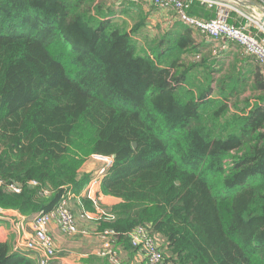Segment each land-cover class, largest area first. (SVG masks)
Returning <instances> with one entry per match:
<instances>
[{
  "label": "trees",
  "instance_id": "16d2710c",
  "mask_svg": "<svg viewBox=\"0 0 264 264\" xmlns=\"http://www.w3.org/2000/svg\"><path fill=\"white\" fill-rule=\"evenodd\" d=\"M129 6L130 24L121 17ZM140 9L126 0H0V177L52 191H0V208L48 212L63 187L77 193L88 182L79 171L92 155H115L100 191L118 201L98 228L114 232L115 246L138 251L128 238L142 226L166 264H264L260 65L245 55L252 71L214 68L180 22L140 42ZM209 11L194 3L187 13L208 20ZM0 264L37 261L0 242Z\"/></svg>",
  "mask_w": 264,
  "mask_h": 264
},
{
  "label": "built area",
  "instance_id": "2783aa9c",
  "mask_svg": "<svg viewBox=\"0 0 264 264\" xmlns=\"http://www.w3.org/2000/svg\"><path fill=\"white\" fill-rule=\"evenodd\" d=\"M154 8L162 11H173L176 17L184 24L197 30L200 34L210 38L213 41L220 39H227L235 42L244 48L245 53L254 57L261 69V75L264 79V26L259 24L255 17L250 20L256 26V32L249 31L246 27H233L227 23L230 13H236L244 16L242 11L226 0H150ZM255 1V0H246ZM198 3L208 10L214 12V17L211 19H197L190 17L187 10L194 4ZM264 5V4H263ZM97 162H100V167L94 171L90 179L83 186V194H94L100 191V181L105 175L106 171L113 165V158L107 156L94 155L92 157ZM27 186L30 189H36L40 197L46 198L52 194V191L42 186L35 180L29 181L24 185L5 181L0 177V191L11 193L14 195L20 194ZM71 187H63L58 203L48 212H39L32 220L33 235L26 240L22 246L16 245L12 251L16 253H24L28 250L35 254L37 264H50L56 256V249L54 242L49 234L48 225L55 222L58 228L66 235H81L83 237L89 236L88 230H82L79 227V220L74 218V214L70 209V200L76 195ZM102 194V193H101ZM82 195V194H81ZM92 203L95 205L97 199L94 196H89ZM102 214V213H101ZM88 219L89 216L81 217ZM93 235L101 241V249L99 256L108 258L115 262L117 253L113 247V239L115 238L112 230H105L103 232H94ZM129 241L134 249H138L146 260L147 264H166L163 252L160 250L158 243L155 241L153 234L146 229V227L139 226L129 234Z\"/></svg>",
  "mask_w": 264,
  "mask_h": 264
},
{
  "label": "crops",
  "instance_id": "0c3cea01",
  "mask_svg": "<svg viewBox=\"0 0 264 264\" xmlns=\"http://www.w3.org/2000/svg\"><path fill=\"white\" fill-rule=\"evenodd\" d=\"M126 1H132L134 0H126ZM147 5V12L146 13L143 9L144 17L145 19V27L143 28V32L146 34L143 36L146 39H153L158 33L163 35L165 34L169 28L172 29L176 24L179 22L182 23L175 15L173 11H162L154 8L151 4L150 0H142ZM256 2V0L254 1ZM141 4V2L139 1ZM139 3H135V5H140ZM261 4L262 1H260ZM118 5H122L121 2L118 3ZM115 7L118 10L119 7ZM125 4L123 5V7ZM130 8H126L125 14L128 12V14L136 12L132 11L134 8L133 6H129ZM244 16H240L236 13H230L229 19L227 20V23L230 26L233 27H240L244 26L246 27L250 32H256V26L253 25V23L250 22V20L246 19L245 16L254 17V14L252 13L251 9H242L238 7ZM121 11V10H120ZM130 11V12H129ZM209 15L214 12L209 11ZM138 14V13H137ZM188 14V13H187ZM190 17L197 18V19H204L200 17H195L194 15L188 14ZM211 15V17H212ZM209 17V18H211ZM206 19V18H205ZM184 24V23H183ZM193 37L195 39L196 45H203V53H208L212 60L214 61V68H217V65L219 63H224V73L227 72L226 66L231 64L234 69H236L237 73L242 71L243 73L247 72L248 69L251 71L257 67L249 58H253L255 61L256 59L252 56H249L245 53V50L240 45L236 44L235 42L227 39H220L218 41H213L208 37L203 36L200 34L197 30L193 29ZM142 31V30H141ZM143 37L141 40H138L140 42H143ZM244 55V56H243ZM246 58L250 61L251 64H249L245 60ZM224 59V60H221ZM261 70V69H260ZM256 71V70H255ZM252 76H250L249 85L252 84ZM255 93V91H254ZM257 94H260L256 92ZM247 95V93H246ZM255 101H250V104L252 105ZM258 105L264 107L263 103H258ZM88 162L92 163V169L95 171L100 167V163L95 161L94 159L90 158L88 161H86L79 173L82 174H90L89 170L85 169ZM91 170V169H90ZM83 189H81L79 192H77L76 195L70 200L69 206L72 212H74L76 215L79 213L80 206L87 212L94 213V208L92 206L91 199L88 198L89 196H94L97 199V205H99L101 208L96 211L95 213L98 216V219L100 221L101 213L103 210H110L114 203L118 201V199H115L110 196H104L100 192L94 193V194H83ZM82 194V195H81ZM88 203L89 209L85 207V204ZM33 216L31 217H25L20 215L15 210H3L0 208V242H6L10 248H14L16 245L22 246L26 240H28L33 235V229H32V220ZM79 220V227L82 230H88V231H94L99 232V223L97 224L94 222L92 217H89L86 219V222L82 220L81 217H77ZM48 231L51 235L54 247L56 249V255L55 258L51 261L50 264H143V256L142 253L139 251L132 252L131 250L126 251L122 245L118 244V246H115L113 244L114 250L117 253V257L115 262L110 261L108 258L99 256V251L101 249V241L99 238L95 237L96 235H89V237H83L81 235H66L64 234L57 226L55 222H51L48 225ZM24 253H30L31 256H35L33 252H30L28 250H24Z\"/></svg>",
  "mask_w": 264,
  "mask_h": 264
},
{
  "label": "rangeland",
  "instance_id": "374dc122",
  "mask_svg": "<svg viewBox=\"0 0 264 264\" xmlns=\"http://www.w3.org/2000/svg\"><path fill=\"white\" fill-rule=\"evenodd\" d=\"M139 1L141 2V4L139 3ZM134 2L135 3H139L140 5H139V7H141V11H142V9H144V11L146 12V13H148L147 12V5L144 3V2H142V0H134ZM260 1L259 0H256V3H258V4H260V5H263V4H261V3H259ZM123 3H124V1H123ZM123 5V4H122ZM123 19H125V21L126 22H128L129 24L130 23H133L134 22V18L133 17H131V16H126V15H123V16H121ZM146 33L145 32H143V29H142V31H140L137 35H135V36H137V38H138V40H141L142 39V37L145 35ZM221 60H224V59H222L221 58ZM227 68H226V70H227V72L228 71H230L231 70V68H233L232 67V65L231 64H229V65H227L226 66ZM222 71L224 72V67H222ZM250 93H249V91L247 92V95H249ZM94 155H92L90 158H92ZM89 158V159H90ZM88 159V160H89ZM87 160V161H88ZM98 163H100V162H98ZM93 167H92V163L90 162H88V164H87V166L85 167V169H87V170H89V172H91L90 174L92 175L93 173H94V171H93V169H92ZM91 169V170H90ZM90 174H88V175H90ZM4 180V179H3ZM6 181V180H5ZM92 206H93V208H94V213H91V212H87V211H85L81 206H80V209H79V213L76 215L74 212H73V214H74V218H76L77 219V217H86L87 215L89 216V217H92L93 218V220H94V222H96L97 224L99 223V219H98V216H97V214L95 213L96 211H98L101 207L99 206V205H97V204H92ZM78 220V219H77ZM84 220V222H86V219H83ZM90 232V235H93V233H94V231H89ZM87 237H89V236H86V238ZM57 256V255H56Z\"/></svg>",
  "mask_w": 264,
  "mask_h": 264
},
{
  "label": "water",
  "instance_id": "95a60500",
  "mask_svg": "<svg viewBox=\"0 0 264 264\" xmlns=\"http://www.w3.org/2000/svg\"><path fill=\"white\" fill-rule=\"evenodd\" d=\"M231 2L237 7H240L242 9H251L252 13L254 14V17L257 19L259 24L264 26V5H260L254 1H246V0H226ZM133 148L136 147V144L132 145ZM113 160L115 158V155L112 156Z\"/></svg>",
  "mask_w": 264,
  "mask_h": 264
}]
</instances>
